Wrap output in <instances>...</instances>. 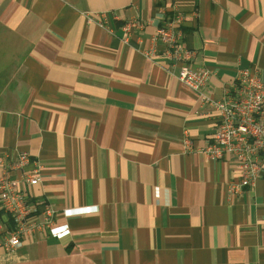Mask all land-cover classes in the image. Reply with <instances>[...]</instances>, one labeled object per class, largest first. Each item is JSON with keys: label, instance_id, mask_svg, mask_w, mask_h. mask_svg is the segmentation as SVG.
<instances>
[{"label": "crops", "instance_id": "crops-1", "mask_svg": "<svg viewBox=\"0 0 264 264\" xmlns=\"http://www.w3.org/2000/svg\"><path fill=\"white\" fill-rule=\"evenodd\" d=\"M175 10L207 94L221 99L240 70L264 81V0H0V178L29 153L30 197L68 230L42 228L39 209L0 264H264V176L229 191L243 174L205 153L213 110L161 44L146 56ZM112 11L111 30L88 21ZM132 19L145 28L125 40ZM13 230L0 209V239Z\"/></svg>", "mask_w": 264, "mask_h": 264}, {"label": "built area", "instance_id": "built-area-1", "mask_svg": "<svg viewBox=\"0 0 264 264\" xmlns=\"http://www.w3.org/2000/svg\"><path fill=\"white\" fill-rule=\"evenodd\" d=\"M118 19L114 11L88 15L89 22L110 30L112 23ZM184 20L183 13L178 10L173 11L169 19L163 20L152 38L153 44L146 56L149 59L156 58L158 45L161 44L162 55L171 59L174 67H179L177 72L172 70V73L213 110L217 126L205 153L213 160L224 159L228 154L237 158L243 175L240 182L229 185V191L240 192L246 186H254L256 180L264 176V81L253 72L240 70L221 99L207 94L205 89L211 73L206 68L193 66L197 52L184 43ZM122 28L126 34L125 40H128L136 31L144 30L145 22L132 19ZM186 145L190 150L192 144L189 140H186ZM31 164L32 168L28 169ZM40 172V164L31 162L29 153L20 152L11 159L0 178V209L14 222L10 237L0 239V245L6 250L20 246L22 239L38 226L35 214L39 209L44 216L42 228H49L57 237L68 232L67 226H54V210L50 206L37 204L29 195L28 190L41 181Z\"/></svg>", "mask_w": 264, "mask_h": 264}]
</instances>
